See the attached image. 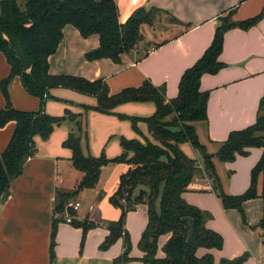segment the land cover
I'll use <instances>...</instances> for the list:
<instances>
[{
  "label": "crops",
  "instance_id": "obj_1",
  "mask_svg": "<svg viewBox=\"0 0 264 264\" xmlns=\"http://www.w3.org/2000/svg\"><path fill=\"white\" fill-rule=\"evenodd\" d=\"M113 1L117 5L120 23H124L140 7L165 11L177 22L166 21L163 16H169L161 14L155 18L153 25L143 26V42L123 54L120 63L86 60L85 55L89 51L97 50L98 36L82 38L75 28L67 25L63 28V41L48 59L49 73L79 76L89 81L103 77L110 94H116L124 88L139 87L148 80L162 91L166 101L177 95L182 73L210 45L220 15L234 9L231 19L239 22L258 15L264 7V0ZM219 60L224 68L216 75H203L200 81V89L209 91V99L207 122L197 124L196 133L210 154L215 153L216 143L224 141L230 132L244 129L256 120L259 100L264 94V18L249 30L236 28L227 31ZM8 73L9 66L0 54V81ZM8 92L14 108L27 112L39 109V100L23 89L19 78L12 79ZM49 94L60 101L72 103L74 109H71L75 113H83L79 107L81 105L93 107L96 104L93 97L68 89H52ZM60 101L47 100L45 113L61 116L67 106ZM4 104L0 92V109ZM154 110L152 103H126L116 107L112 115L88 112L86 137L81 140L83 154L98 157L104 153L108 159L120 155L119 137L129 140H141V137L132 129L130 122L117 119L115 114L143 118L152 115ZM14 127L15 123L10 122L0 128V153L6 147ZM137 127L143 136L150 138L146 124L139 122ZM71 128L69 121H64L53 129L47 140L34 138L36 154L26 161L21 175L11 183L7 196L0 200V264H112L123 252L122 238L121 242L107 250L99 248L109 233L108 224L117 221L120 214V210L112 206L108 198L116 190L119 177L128 170L126 164H110L101 169L95 188L84 189L74 198L80 203L75 212L77 222L93 223L95 226L86 232L81 245V228L65 222L56 223L54 255L51 256L55 193L57 190L72 192L82 177L81 172L72 168L71 151L62 147ZM181 149L189 158L195 159L196 154L188 144L181 145ZM261 154V148L248 150V159L245 161H250L249 167L259 160ZM239 158L244 157L236 159ZM235 163H226V169H220L217 161H214L222 188L228 195H238L249 186L250 169H245L242 175L241 169H235L234 172L227 169ZM227 173L233 174L227 177ZM103 174H107L104 179ZM68 176L71 182H68ZM225 176L230 179L226 180ZM196 182L212 194L207 196L210 206L201 204V197L206 196L187 192L183 198L200 210L210 211L212 217L206 220L205 226L223 237L221 250L200 249L203 252L199 256L209 252L214 262L218 263L222 258L233 259L247 253L244 264H264V245L255 239L252 231L240 224L239 213L221 208L213 199L214 194L206 178H199ZM263 185L264 173H261L257 180L258 198L243 203L249 225H257L264 217L261 198ZM139 215L137 223L136 217ZM146 225L147 208L146 215L144 209L141 214L129 213L124 229L131 236L135 234L139 237ZM168 238L169 235L159 238L158 257H163L161 248ZM137 245L138 242L129 253L133 260L125 264H143L140 261L142 252Z\"/></svg>",
  "mask_w": 264,
  "mask_h": 264
},
{
  "label": "trees",
  "instance_id": "obj_2",
  "mask_svg": "<svg viewBox=\"0 0 264 264\" xmlns=\"http://www.w3.org/2000/svg\"><path fill=\"white\" fill-rule=\"evenodd\" d=\"M234 9L217 18V26L210 45L201 57L181 75L177 95L166 101L161 90L145 80L139 87L124 88L110 94L103 78L89 81L72 75H51L49 57L63 41V28H75L82 38L96 35L99 39L97 54H86L87 60L108 59L120 63L121 56L143 42V26L153 25L159 14L169 13L156 9L137 8L124 23L118 20L117 5L113 0H0V54L8 66V75L0 81V92L5 100L0 109V128L15 123L13 132L4 150L0 153V200L7 196L11 183L22 173L23 166L37 151L35 137L47 140L53 129L64 121L73 124L62 147L71 151L72 168L82 173L80 181L70 193H55L54 213L63 214L65 206L84 189L96 187L101 169L107 165L126 164L128 170L119 177L116 192L110 203L120 208L117 221L108 224V235L100 244L107 250L118 239H123V252L112 264H125L133 260L129 256L131 245L124 221L135 206L144 204L147 208V225L138 241L143 264H244L247 255L233 259L222 258L218 263L208 252L198 256L200 249L221 250L223 238L208 229L205 222L210 216L187 203L183 194L206 190L197 184L199 178H206L225 210L235 209L244 217L242 204L258 198L257 178L264 173V94L259 100L255 122L241 130L232 131L227 138L216 143L215 153L210 154L201 144L196 126L207 122L209 91L200 89L203 75H216L224 68L219 60L223 50L224 35L231 29L249 30L264 18L261 12L244 21L231 19ZM19 78L21 86L39 100V109L34 112L21 111L13 107L8 86L13 78ZM68 89L93 97V107L82 105L83 113L65 110L62 116L45 113L47 100L53 98L52 89ZM126 103H152V115L143 118L119 116L131 123L139 139L119 138L120 155L108 159L102 153L98 157L84 155L81 140L86 137V115L92 110L104 115L114 114V109ZM146 124L150 138L142 135L137 124ZM188 144L198 158H189L181 149ZM251 148H261L262 154L251 170L249 188L239 195H227L217 175L214 161L221 164L233 163L237 157H245ZM127 194L125 203L121 199ZM70 215L75 212L68 210ZM54 217V216H53ZM54 218L50 253L54 255L56 223ZM74 227L82 229V240L93 223L73 221ZM264 229V217L251 227ZM169 235L158 257V240Z\"/></svg>",
  "mask_w": 264,
  "mask_h": 264
},
{
  "label": "rangeland",
  "instance_id": "obj_3",
  "mask_svg": "<svg viewBox=\"0 0 264 264\" xmlns=\"http://www.w3.org/2000/svg\"><path fill=\"white\" fill-rule=\"evenodd\" d=\"M158 17L159 16H161V14H159V15H157ZM156 16V17H157ZM163 16V15H162ZM163 18H165V20L166 21H169L170 20V18H168L167 16H163ZM94 52V51H93ZM88 53H92V51H89ZM87 53V54H88ZM86 56V55H85ZM86 58V57H85ZM87 60V59H86ZM103 60H108V59H100V60H90V61H103ZM89 61V60H88ZM73 76V75H72ZM100 78H103V77H100ZM135 88V87H134ZM161 89H163V87H161ZM52 101L54 100V99H51ZM54 101H60V100H58V99H56V100H54ZM61 103H63V104H65V106H67L66 107V110H69L70 112H72V113H75V111L73 112V110L71 109V107L73 106V104L72 103H70V102H67V101H60ZM82 106V105H81ZM81 106H79L80 108H81ZM73 108V107H72ZM74 109V108H73ZM82 109V108H81ZM90 111H92V110H90ZM89 111V112H90ZM65 112V111H64ZM95 112V111H94ZM98 113V112H97ZM64 114V113H63ZM62 114V115H63ZM61 115V116H62ZM115 116L117 117V119H119V120H121V121H128V122H130L129 120H127V119H121V118H119V116H127L128 117V115H124V114H115ZM67 123V122H66ZM70 123V122H69ZM68 124V123H67ZM71 124V127L72 128H74L73 127V124L72 123H70ZM199 124H201V123H199ZM69 125V124H68ZM120 138V137H119ZM119 138H118V140H119ZM196 158H198L197 156L195 157V159ZM245 159H248V158H246V156L244 157V158H239V160L238 159H236L237 160V162H236V160L234 161V163L235 164H233L232 166H230V168H227V169H231L233 172L234 171H236L235 169H241V175H242V173H243V171L245 170V169H250L249 170V173H248V179H249V186H250V180H251V170H252V168L255 166V164L257 163H255V164H253L252 166H250L249 167V162L250 161H245ZM258 161V160H257ZM217 163H218V165H219V167H220V169H226L225 168V166H224V164H221V163H219L218 161H217ZM233 167H235V168H233ZM217 169V168H216ZM231 174H233V173H227V177H230L231 176ZM106 175L107 174H103L102 175V178L104 179L105 177H106ZM219 177V176H218ZM226 176H225V179L226 180H228V179H230V178H227ZM259 177V176H258ZM67 180H68V182H71V178H70V176H68L67 177ZM257 180H258V178H257ZM221 182V181H220ZM118 183H119V180H118ZM249 186L247 187V189L249 188ZM117 187H118V185H117ZM246 189V190H247ZM116 190H117V188H116ZM116 190L114 191V193L116 192ZM245 190V191H246ZM224 191V190H223ZM245 191H243V192H245ZM256 191H257V186H256ZM242 192V193H243ZM113 193V194H114ZM190 193H194V194H198L199 196H206V197H201V204H203V205H208V206H210V203H209V198L207 197V196H211L212 194L210 193V191H208V190H204V191H199V192H190ZM242 193H240V194H242ZM112 194V195H113ZM213 199L215 200V201H217V203H219L220 204V202L218 201V198H217V196H216V194L213 192ZM111 195V196H112ZM228 195V194H227ZM239 195V194H238ZM110 196V197H111ZM258 196V195H257ZM110 197L108 198V201H109V203H110ZM261 198H262V200H263V203H264V185H263V191H262V194H261ZM247 202V201H246ZM245 203V202H244ZM111 204V203H110ZM112 205V204H111ZM113 206V205H112ZM220 206H221V204H220ZM115 207V206H114ZM115 208H117V207H115ZM221 208H222V206H221ZM119 210H120V208H118ZM144 209V213H145V215H146V206L144 205V204H139V205H137V206H135V209L133 210V211H130V212H128L127 213V215L129 214V213H140L141 214V211ZM223 209V208H222ZM242 209H243V204H242ZM202 210V209H201ZM229 210H235V209H229ZM203 212H205V213H207L209 216H210V218L212 217V213L210 212V211H208V210H202ZM238 213H239V211L238 210H236ZM120 214H121V210H120ZM120 214H119V217H118V219L117 220H119V218H120ZM243 214H244V217H242V215L239 213V215H240V217H241V222H240V224H242L243 226H246L250 231H252V233L254 234V236H255V239L261 244V245H264V229H260V228H258V227H256V229H253V228H251V227H255V226H257V225H249L247 222H246V219H245V213H244V210H243ZM127 215H126V217H125V220H126V218H127ZM139 218H140V215L139 216H137L136 217V222L138 223L139 222ZM262 220V219H261ZM124 225H125V221H124ZM125 228V227H124ZM128 233V236H129V241H130V245H131V249L132 248H136V244H137V242H138V240H139V238H140V236H141V234L139 235V237H137L135 234L133 235V236H131V234L129 233V232H127ZM141 233H142V231H141ZM219 234V233H218ZM220 235V234H219ZM137 237V239H136V237ZM221 236V235H220ZM135 237V239H133ZM222 237V236H221ZM223 238V237H222ZM118 242H121V238L120 239H118L115 243H118ZM114 243V244H115ZM112 246V245H111ZM159 246L160 245H158V250H159ZM264 250V249H263ZM131 251V250H130ZM202 252H203V250H200V252H199V254H198V256L199 255H201L202 254ZM244 254H246L247 255V257H248V254L247 253H244ZM243 255V254H242Z\"/></svg>",
  "mask_w": 264,
  "mask_h": 264
},
{
  "label": "built area",
  "instance_id": "obj_4",
  "mask_svg": "<svg viewBox=\"0 0 264 264\" xmlns=\"http://www.w3.org/2000/svg\"><path fill=\"white\" fill-rule=\"evenodd\" d=\"M127 194L124 195V197L121 199V204L125 203V199H126ZM80 207V203L76 200V199H71L70 201H68V203L65 206V212L61 215L59 213H54V218H62L63 222L65 223H69L71 224L73 221H77L78 218L76 215H70L68 213V210H72L74 212H76ZM264 256V254H263Z\"/></svg>",
  "mask_w": 264,
  "mask_h": 264
},
{
  "label": "water",
  "instance_id": "obj_5",
  "mask_svg": "<svg viewBox=\"0 0 264 264\" xmlns=\"http://www.w3.org/2000/svg\"><path fill=\"white\" fill-rule=\"evenodd\" d=\"M93 54L96 55L97 54V51H94Z\"/></svg>",
  "mask_w": 264,
  "mask_h": 264
}]
</instances>
